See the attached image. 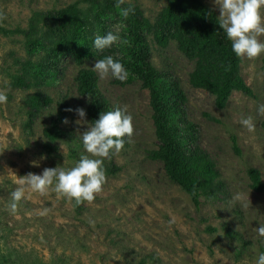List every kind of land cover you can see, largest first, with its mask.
Wrapping results in <instances>:
<instances>
[{
	"label": "rangeland",
	"instance_id": "obj_1",
	"mask_svg": "<svg viewBox=\"0 0 264 264\" xmlns=\"http://www.w3.org/2000/svg\"><path fill=\"white\" fill-rule=\"evenodd\" d=\"M74 1L79 0H0V29L12 32L0 30V90L8 96L0 105V264H255L264 248V237L257 234L264 224V190L251 188L248 171L257 169L264 183V112L259 110L264 105V54L240 59V73L252 95L233 92L226 107L219 109L213 95L191 86L194 63L175 42L161 47L152 31L144 32L150 63L163 76L179 80L186 97L185 118L195 125L193 139L217 170L218 187L202 195L196 208L190 195L167 176L163 162L148 157L158 141L149 91L139 79L127 81L129 73L123 82L102 79L93 68L98 59L90 57L83 66L66 59L53 81L40 88L12 86L9 73L21 74L28 61L37 64L45 54L43 48L32 52L20 30L29 28L36 12L59 10ZM202 1L219 17L215 0ZM123 2L137 6L151 24L167 4ZM80 8L96 11L89 2L82 1ZM112 26L122 31L120 23L113 21ZM259 39L264 41V36ZM82 67L96 72L99 90L112 107H126L133 117V135L125 138L119 155L105 159L107 182L93 202L76 205L54 190L41 195L26 188L13 212L11 193L21 176L51 167L70 169L82 154L94 158L81 141L88 124L78 123V114L68 110L86 111L90 103L76 91L75 77ZM35 92L52 102L31 123L27 98ZM64 99L61 118L59 104ZM242 115L252 118L254 131L239 123ZM53 119L59 121L60 138L56 153L47 154L44 129ZM84 119L92 124L87 115ZM110 169L113 174L107 173Z\"/></svg>",
	"mask_w": 264,
	"mask_h": 264
},
{
	"label": "trees",
	"instance_id": "obj_2",
	"mask_svg": "<svg viewBox=\"0 0 264 264\" xmlns=\"http://www.w3.org/2000/svg\"><path fill=\"white\" fill-rule=\"evenodd\" d=\"M89 2L96 7L94 13L80 8L81 3ZM124 9H133L127 18ZM38 16V19L35 17ZM113 18H116L113 20ZM216 11L202 0H167L157 22L151 24L143 17L135 5L118 0H79L61 8L45 13L36 12L27 30H20L28 42L29 49L35 52L43 48V60L34 64L27 62L24 72L9 73L14 88H40L53 81L60 70V63L70 59L75 65L83 66L85 61L103 59L106 56L118 58L129 73V79H139L142 88L149 91L152 119L158 146L148 152V157L160 160L164 164L167 176L187 192L196 208L201 204V196L211 194L218 187L217 170L208 155L194 141L195 125L185 118L183 105L186 97L179 80L160 74L150 63V50L146 45V33L154 34L161 47L174 41L177 49L191 62L194 68L189 74V82L195 89L207 91L215 98L219 109L226 107L233 92L252 95L251 88L240 73V59L232 51L231 42L218 24ZM113 21L122 25L121 32L115 31ZM4 34H10L3 28ZM118 34L122 38L113 47L98 52L93 41L97 35L107 32ZM146 31V33H144ZM41 35L37 37V33ZM264 61V58L262 59ZM26 66V65H25ZM75 86L78 95L87 97L90 103L86 115L91 123L99 118L102 111H111L112 107L98 87L96 72L82 67L76 74ZM30 106V122L52 100L35 92L27 98ZM67 102L59 104V114L63 118ZM59 121L53 119L44 129L48 140L45 151L54 154L56 141L60 138L57 127ZM182 125V127H181ZM264 129V121L262 122ZM184 131L189 134H184ZM194 141V143H193ZM236 144L235 140H233ZM237 152L238 148L235 145ZM113 168H116L112 165ZM108 174L113 171L107 170ZM251 188L264 190L261 174L257 169L248 171ZM264 252V248L261 249Z\"/></svg>",
	"mask_w": 264,
	"mask_h": 264
},
{
	"label": "clouds",
	"instance_id": "obj_3",
	"mask_svg": "<svg viewBox=\"0 0 264 264\" xmlns=\"http://www.w3.org/2000/svg\"><path fill=\"white\" fill-rule=\"evenodd\" d=\"M123 2V0H121ZM219 5L220 15L218 24L231 42L232 51L239 58L254 59L264 54V41L259 39L264 36V0H215ZM133 9H124L123 15L128 17ZM119 40V35L111 31L105 35H97L93 46L98 52L113 47ZM94 70L103 79L111 77L121 82L128 77V71L118 58L109 55L97 60ZM7 93L0 90V105L6 104ZM75 111L80 120L78 123L88 124L87 130L81 133L84 151L75 166L66 169L63 167L45 168L41 174L28 173L17 181V187L12 193L10 208L16 211L19 202L25 196V190L30 189L41 195L50 189L60 197L74 201L76 205L83 202H93L96 195L103 190L107 182L105 159L111 160L119 155L124 148L125 138H131L134 132L133 117L127 112L126 107L116 106L111 111H102L99 118L89 125L84 119V108L68 109ZM264 112V105L259 109ZM68 123L67 118L64 120ZM239 123L249 131L255 130L251 117L241 116ZM38 161L33 164L38 166ZM239 199V197H237ZM257 234L264 237V224L257 227ZM255 264H264V252L255 260Z\"/></svg>",
	"mask_w": 264,
	"mask_h": 264
}]
</instances>
